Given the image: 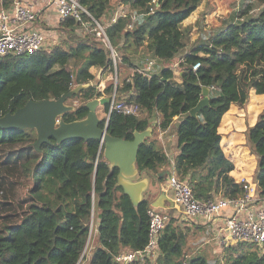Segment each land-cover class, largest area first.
<instances>
[{
	"label": "trees",
	"instance_id": "trees-1",
	"mask_svg": "<svg viewBox=\"0 0 264 264\" xmlns=\"http://www.w3.org/2000/svg\"><path fill=\"white\" fill-rule=\"evenodd\" d=\"M120 1L136 15L133 27H129L133 14L126 13L115 19L111 16L106 31L122 55L119 65L128 64L133 72L104 90L91 84L95 79L92 67L108 71L114 63L94 34H78L79 29L87 32L86 26L65 19L60 28L68 29L67 36L59 42L33 54L0 55V118L29 99L59 98L75 83L86 86L73 95L79 104L62 119L82 120L88 114L89 100L116 91L117 99L135 110L109 111L107 103L109 117L100 126L106 125L112 136L130 140L136 131L151 130L140 144L133 180L141 179L143 173L155 183L165 179L159 173L171 161L157 134L178 117L179 152L173 164L177 176L187 180L195 197L203 201L239 195L243 190L232 174L235 162L221 145L219 127L232 105L245 106L252 93L264 95V0H249L227 24L195 43L190 41V28L182 29L180 24L202 0ZM117 2L81 0L100 22ZM142 46L143 58L150 53L154 60L149 74L138 70L147 68L149 58L134 57ZM197 63L200 66L195 69ZM204 88L209 104L192 115ZM1 126L0 264H121L117 260L121 252L146 248L148 211L159 208L148 198L133 203L118 183L119 167L106 160L100 141L70 138L58 142L51 137L36 148L35 129ZM247 137L258 156L255 184L264 198V114L249 127ZM170 215L155 257L128 264H264V244L244 240L229 241L214 261L199 250L189 254L190 233H198L196 217L181 220Z\"/></svg>",
	"mask_w": 264,
	"mask_h": 264
},
{
	"label": "built area",
	"instance_id": "built-area-1",
	"mask_svg": "<svg viewBox=\"0 0 264 264\" xmlns=\"http://www.w3.org/2000/svg\"><path fill=\"white\" fill-rule=\"evenodd\" d=\"M155 1L153 0V2ZM48 4L56 10L60 22L72 18L86 26L87 31L93 32L102 41L112 58L113 70H117L119 54L116 47L111 43L106 26L90 14L81 0H48ZM39 11L32 0H0V55L33 54L47 46L45 45L47 37L44 32L46 25L41 19ZM85 16L89 19L87 20ZM135 19L136 15L133 14L130 28L133 27ZM153 63L154 60H151L146 69L139 68L138 70L149 74ZM199 66L200 63H197L194 68ZM117 84L118 82L115 81V86ZM74 86L76 84L71 83V89ZM110 97L109 111L118 109L130 113L135 110L132 106L119 101L116 91ZM238 184L243 192L237 196H217L203 201L195 197L192 186L187 180L180 179L174 170L167 178V186L173 191L174 201L177 206L182 208L181 214L184 218L203 217L212 220L230 208L231 214L227 215L225 219L223 243L227 245L231 240H244L262 246L264 244V199L259 195L255 182L244 177ZM148 213L150 217L149 241L146 248L142 251L127 250L121 252L117 256V260L121 264H128L135 259L143 260L146 256L155 257L157 254L159 235L171 215L157 208L149 209Z\"/></svg>",
	"mask_w": 264,
	"mask_h": 264
},
{
	"label": "water",
	"instance_id": "water-1",
	"mask_svg": "<svg viewBox=\"0 0 264 264\" xmlns=\"http://www.w3.org/2000/svg\"><path fill=\"white\" fill-rule=\"evenodd\" d=\"M85 86L77 85V87L59 98L29 99L24 106L18 108L15 112H8L4 117L0 118L1 127L35 129L37 132L36 148H39L42 142L48 141L51 137H54L58 142L70 138L98 140L101 146L104 147L103 155L106 160L113 166L119 167L118 183L121 185V176L125 174L130 175L134 172V175L136 174L135 164L140 144L151 134V130L136 131L134 138L130 140L112 136L108 132L106 125L105 127H101L100 123L103 118L98 114V106H105L107 103H111L110 96H101L89 100L86 103L89 111L84 119L71 122L63 120L62 115L74 108L73 105L67 103L68 99L72 98L79 89ZM203 94L204 97L191 110L192 115H197L201 108L209 104L208 89L204 88ZM108 117L109 114L106 116V121ZM122 186L124 187V191L131 197L133 203L137 205L139 202L136 200L135 194L131 189L132 186L126 184H122ZM153 205L159 206L157 203H153Z\"/></svg>",
	"mask_w": 264,
	"mask_h": 264
},
{
	"label": "crops",
	"instance_id": "crops-1",
	"mask_svg": "<svg viewBox=\"0 0 264 264\" xmlns=\"http://www.w3.org/2000/svg\"><path fill=\"white\" fill-rule=\"evenodd\" d=\"M35 3V6L38 10H40L41 19H43L44 24L46 25V30L44 32L46 33L47 46L53 45L57 43L58 40L61 39V36L55 32V30L60 28V21L58 18V14L56 10L49 6L48 0H32ZM117 11L119 12L120 9ZM113 13H109L108 16H112L111 14L115 13V10L112 11ZM117 13V12H116ZM113 19L115 17L113 16ZM103 69L101 67H92L91 71L97 75L98 77H102L103 75ZM98 72V74L96 73ZM260 96H264L261 94H256ZM238 106L232 105V107L229 109L227 113L223 116L221 125L219 127V131L223 134V138L221 141V145L228 157L231 158L235 162V169L232 171V174L236 177L237 182H240L242 178L246 177L251 182H255V176H256V168L254 174L252 172L247 173L248 168H244L245 164L247 163V159H249V152L247 151V147L242 144V140H240L239 135H247V128L244 129L242 126V123L240 122L241 118L245 115L240 114L235 122H231L232 118L236 117V108ZM177 122L178 117H175L174 123L171 125V127L164 131H158L157 137L158 142L160 145L164 148L166 153L169 155V159L171 161L170 165L165 166L160 171L159 175H164L165 179L162 182L155 183L152 177H150L147 174H140L141 179L133 180L131 179L134 175V173L124 176H121L120 183L126 184L128 186H132V190L135 194L136 200L140 202L144 198H148L150 202L157 203L160 210L166 211L169 214L172 213V215H176L177 217L184 219L182 213V208L180 206H177L174 201V193L173 191L167 186V178L168 175L173 172V164L174 160L176 158V155L179 152V149L177 147ZM255 119L251 123L253 126L255 124ZM237 129H244V130H237ZM150 131V130H149ZM241 142V143H240ZM133 175V176H132ZM123 187V186H122ZM124 189V187H123ZM264 199V198H263ZM175 203V204H174ZM174 205V206H173ZM231 214V209L228 208L225 211L222 212V214L215 216L212 220H207L203 217H198L194 221L196 223L197 229L199 230L197 234L202 233H210L211 230V239L216 238L218 234H220V231H224V225H225V219L227 215ZM210 228V230H209ZM96 229V228H95ZM215 233V234H214ZM194 234V233H193ZM195 234V235H197ZM207 241L210 239H206ZM194 253V251L192 252Z\"/></svg>",
	"mask_w": 264,
	"mask_h": 264
},
{
	"label": "rangeland",
	"instance_id": "rangeland-1",
	"mask_svg": "<svg viewBox=\"0 0 264 264\" xmlns=\"http://www.w3.org/2000/svg\"><path fill=\"white\" fill-rule=\"evenodd\" d=\"M248 1L249 0H202L199 6L197 7V9L180 24L181 28L182 29L190 28L189 38L192 43H195L196 41H198L200 36L204 35V38H205L213 30L221 28L225 24H227L231 20V18L237 14L238 10H240V8L243 5H245ZM113 8L115 10V13L112 14V18L113 16L117 18L120 14H123V13L124 14L134 13L131 10L129 5L122 4V1L120 0H118V2L114 5ZM117 9L118 10L120 9V11L118 12ZM257 11H258V8H256L253 11V13H256ZM110 12H112V9ZM110 18L111 16L109 17L107 15L103 19L102 23L105 26H107V23L111 20ZM66 31H68V29L63 30L58 27L55 30V32H57L62 37V39L67 36ZM77 32L81 36H84L85 33L93 34V32L91 31L86 32L81 29H79ZM57 42H59V40ZM134 50L136 49H133V51ZM142 50H145L143 46L139 47L138 50L135 52L134 57L136 60L137 58H140L142 54H144ZM118 54H119V58L117 59V65H119L120 61H122V55L119 52ZM145 56L146 58H143V55H142L141 59H144L145 61H147V58H149L148 62L152 60V55L150 53L145 54L144 57ZM127 65L128 64L122 63L121 65L118 66L117 70H113V71L111 70L103 71L102 70L103 76L97 78V75H96L95 79L92 81L91 84H96L97 86H99L98 88H101L102 90H104L106 86L110 84V82H113V81L119 82L129 73L134 71L133 68H130ZM174 66H175L174 69L176 71V74L179 76L180 72L178 70V66L176 65ZM144 68H146V65L144 66ZM96 73L98 74V72ZM75 87H77V85L74 86L73 88ZM102 96H109V95L104 94ZM67 103L75 107L76 105L79 104V100L69 98ZM235 112H236V117L232 118L231 122L233 123L236 120H238L237 117L240 114L245 115L244 117L240 119L241 120L240 122L242 123V126L244 127V129L245 128L249 129L250 125H252L251 123L253 122V120L255 119V121L257 122L259 117L262 114H264V96H260V95L258 96L255 93H252V97L250 101L243 107L238 106ZM98 114L101 118H104L107 116V113L105 112V106L103 105L98 106ZM244 129H237V130H244ZM239 137H240L239 139L242 140V144H244L247 147V151L250 154L249 159H247L246 161L247 163L244 165L245 166L244 168L245 169L248 168L247 173L252 172V174H254L255 168H256V172L258 171V156L256 155L254 151H252L247 135L242 134V135H239ZM197 231L199 230L197 229ZM211 233H212L211 230H210V233L207 232V233H202V234H197V235L190 233L189 242L186 247L189 254H191L193 251L198 252V250L199 252H203V253L206 252L212 261H214L218 256H220L219 254L223 252L224 247H226V244L223 243L222 241V238L225 236V232L220 231V234H218L216 238L214 237V239L210 238L212 236ZM94 236H95V233H93L92 239L88 242L87 249H86L87 252L85 253L86 256H88V254L90 253V248L92 247L93 242H94ZM206 239H210V240L207 241Z\"/></svg>",
	"mask_w": 264,
	"mask_h": 264
}]
</instances>
